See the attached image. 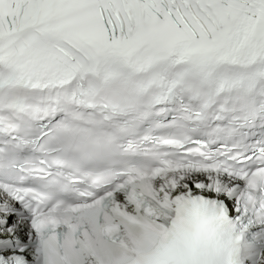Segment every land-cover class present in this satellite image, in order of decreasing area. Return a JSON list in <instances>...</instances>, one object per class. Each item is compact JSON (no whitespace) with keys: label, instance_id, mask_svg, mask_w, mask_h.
I'll return each mask as SVG.
<instances>
[{"label":"snow or ice","instance_id":"snow-or-ice-1","mask_svg":"<svg viewBox=\"0 0 264 264\" xmlns=\"http://www.w3.org/2000/svg\"><path fill=\"white\" fill-rule=\"evenodd\" d=\"M0 264H264V0H0Z\"/></svg>","mask_w":264,"mask_h":264}]
</instances>
